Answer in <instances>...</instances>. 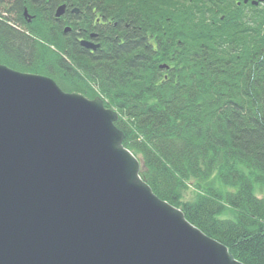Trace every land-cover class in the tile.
<instances>
[{"label": "trees", "instance_id": "trees-1", "mask_svg": "<svg viewBox=\"0 0 264 264\" xmlns=\"http://www.w3.org/2000/svg\"><path fill=\"white\" fill-rule=\"evenodd\" d=\"M244 1L0 0V63L100 95L153 191L264 264V2Z\"/></svg>", "mask_w": 264, "mask_h": 264}, {"label": "water", "instance_id": "water-1", "mask_svg": "<svg viewBox=\"0 0 264 264\" xmlns=\"http://www.w3.org/2000/svg\"><path fill=\"white\" fill-rule=\"evenodd\" d=\"M118 118L0 63V264H246L153 191Z\"/></svg>", "mask_w": 264, "mask_h": 264}, {"label": "flooded vegetation", "instance_id": "flooded-vegetation-1", "mask_svg": "<svg viewBox=\"0 0 264 264\" xmlns=\"http://www.w3.org/2000/svg\"><path fill=\"white\" fill-rule=\"evenodd\" d=\"M71 28H72V27H71ZM93 34H95V35H93ZM96 37H97V34H96L95 32H91L89 38H86V39L92 40L94 43H98V42L96 41ZM97 48H98V47H97ZM97 48H96V49H97ZM90 49H92V48H90ZM92 50H93V49H92Z\"/></svg>", "mask_w": 264, "mask_h": 264}]
</instances>
